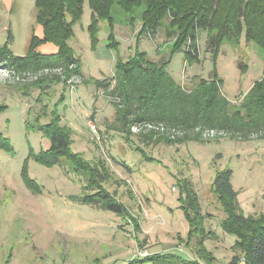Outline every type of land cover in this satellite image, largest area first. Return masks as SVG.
Segmentation results:
<instances>
[{"label":"rangeland","instance_id":"rangeland-1","mask_svg":"<svg viewBox=\"0 0 264 264\" xmlns=\"http://www.w3.org/2000/svg\"><path fill=\"white\" fill-rule=\"evenodd\" d=\"M112 8V29L99 20L95 39L89 31L88 0L72 24L66 43L78 59L79 81L45 82L48 87L41 89L32 82H4L0 76V144H5L0 146V264H127L156 252L191 258L184 241L189 229L182 208L188 203L185 184L197 196L209 234L204 245L216 264H229L234 255L242 258V250L232 248L236 236L221 227L225 213L211 186L218 172L230 170L242 212L264 213V137L226 133L171 143L127 137L111 125L100 126V118L111 117L113 106L98 82L112 77L119 59L142 51L150 61L164 64L186 89L215 73L221 93L235 106L264 74V57L244 35L224 38L212 51L207 32L199 31V57L187 60L184 47L172 51L175 36L166 35L167 21L152 34H139L140 20L131 24L116 5ZM35 11V0H0V46L7 44L13 55H24L32 32L41 30ZM37 50L54 51V46L45 43ZM51 111L69 129L70 151L104 167L102 185L123 212L99 201L85 202L94 190L86 188L87 175L66 159L49 165L36 159L50 146L38 127Z\"/></svg>","mask_w":264,"mask_h":264},{"label":"trees","instance_id":"trees-1","mask_svg":"<svg viewBox=\"0 0 264 264\" xmlns=\"http://www.w3.org/2000/svg\"><path fill=\"white\" fill-rule=\"evenodd\" d=\"M83 1L35 0V20L41 27L40 33L32 32L22 56L13 55L7 44L0 46V64L17 71L58 68L66 77H79L78 59L66 41L72 35V24L82 14ZM88 4L91 11L89 31L93 39L99 20H106L112 29L116 20L112 7L116 5L126 18L140 20L139 34H152L161 27V21H167L166 35L175 36L172 51L184 47L187 60L199 57V31L207 32V43L212 51L217 50L224 38L238 40L244 35L245 41L253 42L264 57V0H88ZM109 38H112L111 32ZM45 43L54 46L52 53L37 50ZM62 81L60 76L54 75L53 79L41 78L30 85L45 89L49 85L45 82ZM98 86L113 106L114 129L127 137L131 135L133 124L143 122L161 123L168 130L177 131L172 138L166 132L138 135L147 141L166 143L201 140V132L205 129L224 131L244 139L264 130V74L253 82L239 104L231 106L221 93V80L215 73L212 79H200L191 89H186L164 64L157 65L147 59L144 52L137 51L125 61L119 59L112 77L98 82ZM42 107L45 109L42 108L41 113L45 116L47 105ZM59 120L60 116L51 111L49 120L38 127L48 137L50 146L36 159L48 165L66 159L87 175L86 188L94 190L83 198L85 202L99 201L102 207L123 212V206L102 185L104 167L99 169L80 153L70 151L69 129L60 126ZM230 176V170L218 172L211 186L225 213L221 227L236 236L232 248H240L243 252L242 258L234 255L229 264H264V213L254 216L242 212ZM184 188L188 203L184 202L182 208L189 222L184 241L194 256L184 258L172 252H156L132 258L127 264H216V258L204 245L209 234L197 196L188 184Z\"/></svg>","mask_w":264,"mask_h":264},{"label":"built area","instance_id":"built-area-1","mask_svg":"<svg viewBox=\"0 0 264 264\" xmlns=\"http://www.w3.org/2000/svg\"><path fill=\"white\" fill-rule=\"evenodd\" d=\"M54 75L60 76L61 79H63V81H66L67 83H72V82L74 83L75 81L80 80V78L74 75L70 77H66L62 75V70L58 68L57 69L43 68L37 71H31V70L17 71L16 69L12 67L7 68L4 65L2 66L0 64V76L1 78H3L4 82L30 83V82H35L41 78L51 77ZM130 132L131 134H134V135H140V134L149 133V132H152L155 134L166 132L170 134L171 138L174 137L175 134H177V131H175L174 129L168 130L161 123H151V122L133 124L130 127ZM224 134H226V132L217 131L215 129H205V130H202L201 132L202 138H210L216 135H224ZM253 135L254 136H264V130L257 134H253Z\"/></svg>","mask_w":264,"mask_h":264},{"label":"crops","instance_id":"crops-1","mask_svg":"<svg viewBox=\"0 0 264 264\" xmlns=\"http://www.w3.org/2000/svg\"><path fill=\"white\" fill-rule=\"evenodd\" d=\"M53 52V50L52 51H47V52H45V53H52ZM94 110H95V114H97V112H98V109L97 108H95L94 107ZM104 112V111H103ZM110 114H111V117H113V110L110 112ZM111 117H109V116H104V117H101L100 119H102V121H100V124H101V122H102V124L100 125V126H105V128L108 126V125H111L112 126V128H113V130L115 131V132H117L118 133V131L117 130H115L114 129V125H113V118H111ZM98 118V117H97ZM105 118L106 119H108V122H105ZM99 119V118H98ZM109 123V124H108ZM120 133V132H119Z\"/></svg>","mask_w":264,"mask_h":264}]
</instances>
